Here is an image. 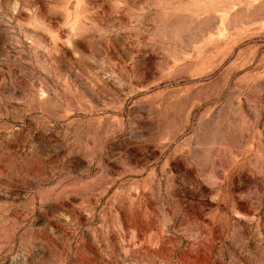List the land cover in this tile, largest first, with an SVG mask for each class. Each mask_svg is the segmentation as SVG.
Segmentation results:
<instances>
[{"label":"rangeland","instance_id":"374dc122","mask_svg":"<svg viewBox=\"0 0 264 264\" xmlns=\"http://www.w3.org/2000/svg\"><path fill=\"white\" fill-rule=\"evenodd\" d=\"M0 264H264V0H0Z\"/></svg>","mask_w":264,"mask_h":264}]
</instances>
